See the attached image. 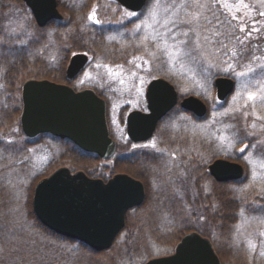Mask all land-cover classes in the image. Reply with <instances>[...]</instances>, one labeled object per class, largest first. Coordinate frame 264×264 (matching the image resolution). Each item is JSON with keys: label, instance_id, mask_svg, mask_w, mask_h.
<instances>
[{"label": "rangeland", "instance_id": "374dc122", "mask_svg": "<svg viewBox=\"0 0 264 264\" xmlns=\"http://www.w3.org/2000/svg\"><path fill=\"white\" fill-rule=\"evenodd\" d=\"M65 1H68L67 10L73 12L75 18L73 22L76 20L77 24L80 23L83 27L82 31H85L83 34L81 33L83 35L81 42H72L69 33L67 49L60 48L58 43L52 46L51 41L55 39L54 33L58 23L48 26V29H36L33 27V20H31L32 17L28 9L14 10V14L7 20L6 30L8 34L27 39L19 40L27 45L30 51V58H27L30 65L43 61L52 69L59 68L64 62L66 54L70 56L72 52H75L76 46L86 45L91 52L90 61L79 76L73 80V84L77 88L91 87L101 91L108 100V124L111 134L121 145L128 144V151L138 148L159 154L161 167L173 166L171 169L174 170V173L168 171L166 174L168 178H173V180H170L171 182L163 181V178L159 177V180L154 179V181L149 182V195L145 202L147 205L149 204L148 208L155 207L156 211L154 209H145L146 218H144V222L149 217L156 221L155 226L147 223L141 229L138 227L140 238L132 245L135 255L130 258L129 256H123L122 253L117 254V252H121L120 243L122 240L112 252L89 251V249H85L79 243L66 241L63 236L46 232L37 225L29 212L28 202L30 195L34 192L36 183L42 177L48 175L60 165H68L72 170L79 168V166L73 164L74 160L78 158L75 155L76 151L67 141L53 138L50 135L29 139L25 135L17 136L11 133L8 141L0 146V260L2 255L6 253L9 257L15 258L10 248L17 246L20 240L30 243V247L32 245L35 247L34 249L38 251L37 253L41 254V264H44V261L47 264L49 260H52L51 264H55V260L66 262V264H144L149 257L174 252L177 243L180 241L174 247L169 245L176 240V237L174 239V236H171V240L169 236L176 228V224H173L174 215L171 216L169 211L163 212L160 206H156L153 201L159 200V194L162 200L165 197H169L168 194L172 191L173 184L175 185L174 177L180 174L183 177L185 176V167L178 164L175 165L174 159L175 157L179 159L180 155L183 154L186 157V161H190L188 165L192 162L191 159L199 161L200 158H205L204 162L209 164L214 158L219 156L231 158H239L241 156V160H243L247 168L245 180L235 186L230 185L228 191L236 193V189L243 188L248 184L253 185V187L246 192H238L239 195L235 196V200L232 199L231 203H226L231 219L227 221L228 218L225 220L223 216L222 234L218 237V240L215 241L213 239L214 242L212 238H209L218 253L220 252L223 264H260L259 260L263 261L264 264V256H261V253L264 252V236L260 235L261 232H264V224L259 223L260 219L264 218V192L261 191L264 188V168L260 166L261 162L264 161V155L255 154L254 148H252L251 150H246L244 156H242V153L238 150L243 147V143H246L249 145L254 144L256 145L255 148L259 147L263 149L261 151H264V144L260 143L261 140H264V129L261 128L264 121L256 120L252 115L251 102H249L248 107L241 108V111L230 112L227 116L219 115L234 106L232 98L239 88L240 80L231 74L226 75L213 69V74L209 77L211 82L210 95L212 97L209 99L203 93L197 95L200 89L195 87L191 79L180 75H171L162 54L157 52V58L153 59L150 57L144 47L138 46V44L143 35L146 32L150 33L151 29L141 28L140 31H137L136 25L140 24L144 19V16L139 14H147V9L151 7L152 0L147 1L142 11L136 12L137 16L128 18H122L123 12L130 10L113 0H61V2ZM165 2L173 4V0H165ZM181 2L182 0H175L177 5ZM200 2L208 4V10L205 14L214 23L217 20L223 22L222 24H216V30L222 33V36L218 39H222L228 45V50L233 48L236 50L237 57L234 58V62L237 71L244 70V65L251 64V66L256 67L264 62V15H261V13H264V0H200ZM225 4L228 6L225 7ZM93 7L97 9V18L102 21L101 24H96L87 18ZM185 10L188 12L199 11L197 8L186 6V9H180L178 13L181 18L184 17ZM173 11H175V5L173 6ZM169 15H171V12ZM168 27L175 31L180 26L177 24L169 25ZM23 34H26V36ZM108 37H115V39L109 40ZM38 39L41 40V43L35 45L34 41ZM240 41H244V43L241 44ZM147 47L151 51H157L156 44L152 41L148 42ZM134 57L140 59L133 60ZM253 57H259L260 59L254 60ZM68 60L69 58L67 62ZM144 60L149 61V64H144ZM97 64H106L114 72L120 71L117 68L120 65L123 67V71L119 77L111 78L108 71L103 66L97 68ZM86 72L90 73L92 78L80 83L84 79V73ZM132 73H136L137 77H142L145 81H150V79L157 76L170 79L182 96L194 94L203 98L209 105V113L205 118H197L187 111H171L165 119L159 122L157 131L152 138L139 143L129 144V136L126 131L127 113L132 109L146 108V103L136 95L139 80L133 77ZM217 76H229L236 81L233 92L225 101H220L217 98L214 85ZM121 79L124 80L123 84L120 83ZM146 86L147 83L144 85L145 90ZM182 88H189L192 91L185 94L181 92ZM238 103L242 106L244 99L241 98ZM255 111L257 114L264 116V107L259 102L256 103ZM244 112L249 113V115L245 117L243 115ZM213 113L217 115L215 123L211 124ZM182 117H188V119H182ZM253 122L257 124L256 129L250 127ZM205 124H210L208 131L210 133L214 132L215 135L221 134L216 129L224 128L225 125L233 126L226 129L228 135L234 132L237 133L235 147L230 150L225 148L224 150L229 154L226 155L221 152L217 140L200 135L198 130L196 134L193 133L195 126ZM248 132L254 134L249 136L247 135ZM241 139L243 143H240ZM153 142H155L156 148L145 147ZM133 145H136V147H133ZM32 149H35V151H30ZM209 149L211 151L207 154ZM246 155L252 160L251 164L244 159ZM163 158L165 161L162 160ZM104 164L108 166V160H105ZM161 167L159 168L161 169ZM253 170L257 173L255 180L252 178ZM198 175L201 176L203 174L199 172ZM203 182L201 186L202 188L204 187L203 189L207 195L212 189L210 187L211 181L206 182L203 178ZM257 196L263 199H257ZM173 200L177 201L174 198ZM174 205L176 207L180 206L179 203H174ZM161 207L163 206L161 205ZM159 210H161V213ZM189 211H191V208H188L190 215ZM180 215L179 213L177 217ZM136 216L133 215L132 217L136 218ZM203 220L200 219L199 221L196 218H192L185 221V225L197 226L198 223H204ZM240 225L242 227L237 232V226ZM137 233L135 237L138 236ZM161 235H166V237L164 238ZM159 236H161L160 239ZM249 239L256 245L255 250L249 247ZM243 246L245 248V256L242 253ZM239 249L243 255L239 253ZM163 251L165 252L163 253ZM149 253L150 255H148ZM19 261V259L15 258L11 264H19Z\"/></svg>", "mask_w": 264, "mask_h": 264}, {"label": "water", "instance_id": "95a60500", "mask_svg": "<svg viewBox=\"0 0 264 264\" xmlns=\"http://www.w3.org/2000/svg\"><path fill=\"white\" fill-rule=\"evenodd\" d=\"M33 9L39 25L54 17H61L56 0H26ZM132 10H140L147 0H118ZM71 56L67 75L78 74L89 60L86 52ZM151 79L153 84L164 83L167 89L156 104L147 102L148 110L133 109L127 114V133L134 141L149 139L158 122L179 102V94L172 82L162 76ZM217 97L225 100L233 91L235 80L228 76L215 79ZM159 95V94H158ZM22 128L28 136L51 132L68 137L83 149L110 158L117 147L110 136L106 117V101L93 89L75 91L71 86L50 79H28L23 84ZM189 101H197L195 105ZM180 105L198 117L207 113V104L190 94ZM227 168L218 167L219 161ZM218 180L238 179L244 167L237 161L217 158L209 165ZM146 199L143 181L126 172L114 174L107 180L91 177L83 170L72 171L62 165L41 178L34 187L33 211L48 229L64 237L81 241L96 251L112 246L126 224L128 210L140 206ZM145 264H222L211 239L197 230L186 232L174 252L149 258Z\"/></svg>", "mask_w": 264, "mask_h": 264}, {"label": "trees", "instance_id": "16d2710c", "mask_svg": "<svg viewBox=\"0 0 264 264\" xmlns=\"http://www.w3.org/2000/svg\"><path fill=\"white\" fill-rule=\"evenodd\" d=\"M82 30L83 27L80 29V33L83 34L85 31ZM82 34H80V36L78 37L79 41L83 39ZM88 36L90 37V35ZM38 43H41L40 39L34 41L35 45H38ZM4 45L5 48L0 51V146L2 143L8 141V137L11 133L16 134L17 136L24 135L20 125V116L23 107L21 96L22 83L30 77L50 78L56 80V78H53L54 73L48 69L46 62L42 61L32 63L31 65L29 64L27 58H30V51L28 50L27 45L21 43L20 40H16L14 42H7V44L5 43ZM86 48V45L80 46V49L82 50ZM97 92L100 95H103L101 91ZM178 110L182 111L181 108L176 109V111ZM71 145L73 148H75L74 144ZM128 150V144L120 145L116 154L110 160H108V166L104 164L105 159H102L101 157L93 153L85 152L83 150L76 151L75 155L78 158L74 160L73 164L75 166H79V168L77 169H82L91 176H97L104 179H108L109 177L113 176L115 173L118 172H127L129 174H132L133 176L141 178L146 185H148L150 181H154V179L159 180V177L163 178V181H170L167 175L162 176L160 173L161 169L159 168V154L138 148H133L130 151ZM180 158H177L175 162L178 163L179 166L185 167V176L183 177V175L180 174L179 176L174 177V190H177L179 195V197H177L176 199L177 201H174L173 199L168 197L162 200L161 202H159V200L157 199L153 201L156 203V206H160V209L163 210V212L169 211V214L171 216L174 215L173 224H176V228L169 234V236L171 240V236H174V239L176 237V240L174 241V243L171 242V244L169 245L174 247L176 243L180 240V238L184 235V233L190 230H198L203 235L209 236L210 238H212V240L214 239L216 241L218 240V237L222 234V224H224V219L227 220L228 218L227 221L231 219L229 217V214L227 215L226 213L227 216L224 214V208L226 206V203H231L232 199L235 200L236 194L233 192H229L227 198L224 197L221 191L222 188L220 184L212 181V184H210V187L212 188L211 192H208L207 195L205 193L203 194L204 189L199 183L201 176H199L198 173L201 169H204L202 167L204 159L200 158L199 161L196 159H191L192 162L188 165L190 161H186V157L183 156V154L180 155ZM170 171L173 172L174 170L170 168ZM164 172L166 171L164 170ZM171 180H173V178H171ZM195 184L197 185L195 186ZM193 188L194 190L197 188L195 194H193L192 192ZM32 196L33 193L30 195V200L28 202L31 217L43 230L49 232L52 235H56L54 232L50 231L48 228L43 226L36 218L32 209ZM160 203L163 207H161ZM174 203H179L180 208L176 207ZM148 206L149 204L147 205V203L145 202L142 206L131 209L128 212L125 229L115 241L114 245L110 249L104 250L105 252L107 251L109 253L114 251L117 247L116 245L119 244V242L122 240L120 243L121 252H117V254L122 253L123 256H129L130 258L131 256L136 254L134 253L135 251H133L132 249V245L140 238L139 228L141 229L142 226L147 223H150L155 226L156 220L153 218L149 217L144 222V218H146L145 209H154L156 211L155 207L148 208ZM188 208H191V211H189L190 215L188 213ZM161 210H159L160 213ZM227 212L230 213V211ZM179 213L181 215L177 217ZM133 215H137L136 218H133ZM223 216L225 217L224 219L222 218ZM201 217H204V223H198L197 226L185 225V221L191 220L192 218H196L200 221ZM170 223L172 224V222ZM136 233L138 234V236H136L137 238L135 237ZM161 236H163L164 238L166 237V235ZM161 236H159V239ZM63 239H66V241L79 243L85 249H89V251L93 250L87 244H84L77 240H72L64 237ZM30 246V243H25L24 241L20 240L17 246H13L10 248L15 258L20 260L19 264H22L23 262H25L24 264H41V254L37 253L38 251L34 249L35 247L33 245L32 247ZM94 251L95 250H93V252ZM165 251H163V253ZM6 254L2 255L0 264L13 263V260L15 258L11 256L9 257V255ZM218 254L220 255V252ZM148 255H150V253ZM51 262L52 260H49L47 264H51ZM44 264H46L45 261ZM55 264H66V262L55 260Z\"/></svg>", "mask_w": 264, "mask_h": 264}, {"label": "snow or ice", "instance_id": "6c2138e0", "mask_svg": "<svg viewBox=\"0 0 264 264\" xmlns=\"http://www.w3.org/2000/svg\"><path fill=\"white\" fill-rule=\"evenodd\" d=\"M175 5V11H173V6ZM186 6H190L192 8H197L199 11L196 12H188L185 10L184 17L181 18L179 16L180 9H186ZM225 7L228 5L225 4ZM208 10L207 3H201L200 0H182L180 4H175V0H173V4H167L165 0H152L151 7L147 9V14L140 13L139 15H143L144 19L140 24L136 25L137 31H140L141 28L151 29L150 33H145L143 37L140 39L138 46H143L145 51L148 53L150 57L153 59L157 58V52L162 54L165 58V63L167 64L171 75L176 76H184L191 79L195 85L200 89V92L206 98L211 99L210 88L211 82L209 77L212 76V70L215 69L224 74H231L240 80V85L236 94L233 96V107L225 111L224 113H220V116H227L230 112L235 113L241 111V108H246L249 106V102H251V106L253 108L252 115L256 118V120L264 121V116L257 114L255 111L256 103L259 102L262 107H264V62L258 64L256 67L251 66V64L244 65L242 71H237L236 64L234 62V58L237 57V52L233 48L228 50V45L223 42L222 39H218L222 36L220 31L216 30V24H222L223 22L216 21L213 22L205 12ZM171 12V15L169 13ZM138 14L134 11L123 12L122 18H128L137 16ZM264 15V13H261ZM89 20H92L96 24H101L102 21L97 18V9L93 7L88 17ZM179 25L178 30H173L169 28V25ZM109 40H114L115 37H108ZM238 39V38H237ZM149 41H152L156 44L157 51H151L148 49L147 44ZM241 44L244 41H240ZM71 55L76 56L78 53L72 52ZM55 59V57H53ZM140 59L138 57H134L133 60ZM254 60L260 59L259 57H253ZM144 64H149V61L144 60ZM104 67L111 78H117L121 75L123 71V67L118 65L117 68L120 71H113L111 67L108 65L97 64L96 67ZM133 77L139 80V87L136 88L137 97L141 98V100L145 103L151 102V104H156L158 99L163 97L164 90L167 89V85L160 82L152 85V88L148 93L145 92L144 85L146 83H150L151 81H145L142 77H137L136 73H132ZM200 77V78H198ZM90 73H84V79L80 81V83H84L85 80L91 79ZM243 78V79H241ZM153 79H156L153 77ZM120 83L123 84L124 80L121 79ZM135 87V85H134ZM254 89V90H253ZM192 91L189 88H182V93H189ZM159 94V95H158ZM243 98L244 104L239 105V100ZM197 101H189V104L195 105ZM139 106V102H138ZM145 111L148 109L145 108ZM216 113H213V120L211 124L215 123ZM243 115L247 117L249 113L244 112ZM182 119H188V117H182ZM210 124L205 125H197L193 129V133L196 134L197 130L199 134L202 136L211 137L219 142V147L221 152L224 154H229L225 152V148L232 149L235 147L237 140V133H232L228 135L226 129L232 128V125H225L224 128L216 129L217 132H220V135H215L214 132L210 133L208 131ZM250 127L252 129L257 128V124L253 122ZM261 128L264 129V124L261 125ZM254 133L248 132L247 135L251 136ZM240 143H243V140H240ZM261 144H264V140L260 141ZM256 145H249L243 143V147H240L238 150L241 153H244L249 148H255ZM136 147V145H133ZM145 147L156 148L155 142L150 145H146ZM30 151H35L32 149ZM250 164L252 160L249 159V156L244 157ZM218 167L227 168L228 162L225 160H221L217 164ZM261 168H264V161L260 164ZM252 178L255 180L257 178V173L255 170L252 171ZM253 185L248 184L243 188L236 189L238 192H246ZM264 192V188L261 189ZM204 219V217H201ZM259 223L264 224V218H261ZM242 225L237 226V232H239V228ZM260 235L264 236V232H261ZM249 247L255 250L256 245L252 243L249 239L248 241ZM261 256H264V252L261 253Z\"/></svg>", "mask_w": 264, "mask_h": 264}, {"label": "flooded vegetation", "instance_id": "af4514ba", "mask_svg": "<svg viewBox=\"0 0 264 264\" xmlns=\"http://www.w3.org/2000/svg\"><path fill=\"white\" fill-rule=\"evenodd\" d=\"M113 1H115V2H118L117 0H113ZM56 2H57V9H58V11H59V13L61 14V17H54V18H52V19H50L45 25H43V26H41V25H39L38 24V22H37V20H36V17H35V14H34V12H33V9L31 8V6L27 3V1L26 0H0V51H2L4 48H5V43L7 44V42H14V41H16V40H19V39H24V40H27V39H25V38H23V37H21V36H17V37H15V36H13V35H11V34H8V31L6 30V28H7V20L8 19H10L11 18V16L14 14V10L15 9H28L29 11L28 12H30V14H31V17H32V19L31 20H33V27H35V28H37V29H43V28H47L48 26L50 27V26H53V25H55V23H58V24H56V28H55V33H54V37H55V39L54 40H52L51 42H52V46H53V44H55V43H58V46H60V48L61 47H63V49H67V42H68V34L70 33V38L72 39L71 41L72 42H76L77 43V40L79 41V36H80V29L82 28V26H81V24L79 23V24H77V21L75 20L74 22H73V20L75 19L74 18V16H73V12H71V11H68L67 10V7H68V1H65V2H61V0H56ZM121 5V4H120ZM65 6V7H64ZM122 6V5H121ZM21 11V10H20ZM71 12V13H70ZM140 12V11H139ZM78 28H79V31H78ZM48 29V28H47ZM65 32H67V33H65ZM23 35H25L26 36V34H23ZM62 35H63V37H62ZM42 36V35H41ZM44 37V36H43ZM45 38V37H44ZM81 42V41H80ZM7 46V45H6ZM80 46L81 45H78V46H76V48H75V52L77 53V52H80V51H82V52H86L87 54H88V56L90 57L91 55H90V50L88 49V47L86 48V49H84V50H82V49H80ZM59 48V47H58ZM88 49V50H87ZM71 56L72 55H70V56H68V54H66V57L64 58L65 60H64V62L62 63V65L59 67V68H56V69H52V68H49L48 67V64H47V67H48V69L49 70H51V72H53L54 74V77L53 78H56V80L55 79H51V80H53V81H55V82H58V83H63V84H66V85H69V86H71L75 91H79V90H81V89H83V88H77L76 87V85H74L73 84V80L75 79V78H77L78 76H79V74L85 69V68H83L78 74H76L74 77H72V78H70V77H68V75H67V65H68V63H69V60H70V58H71ZM69 58V60H68V62H67V59ZM0 62H1V58H0ZM30 78H36V77H30ZM147 85H148V83H147ZM22 86H23V83H22ZM85 88H91V87H85ZM92 89H94L96 92L98 91L97 89H95V88H92ZM146 89H147V86H146ZM145 92H146V90H145ZM21 96H22V94H21ZM105 100H106V104L108 103V100H107V98H106V96L103 94V95H101ZM184 96H182V97H180V99H179V103L177 104V105H175L172 109H171V111H174V110H176L177 108L179 109V108H181V110L184 112V111H187V112H190L193 116H195V117H197V118H205L206 116H207V114L209 113V111H210V108H209V105H208V103H206V101H205V103L207 104V108H208V110H207V113L203 116V117H198L194 112H192V111H188V110H185L181 105H180V100L183 98ZM23 103V102H22ZM147 104V103H146ZM108 105V104H107ZM146 108H147V106H146ZM136 109H142V110H144L143 108H136ZM171 112H169L168 113V115L170 114ZM168 115H166L165 117H163L162 118V120L163 119H165ZM107 120H108V106H107ZM161 120V121H162ZM127 121V120H126ZM160 121V122H161ZM109 125V124H108ZM127 125V124H126ZM157 126H159V122H158V124H157ZM158 128V127H157ZM109 129H110V127H109ZM157 131V130H156ZM111 133V132H110ZM156 133V132H155ZM44 135H50L51 137H53V138H56V139H59V140H64V141H67L68 143H70V144H74V150L75 151H85V152H89V153H93L94 154V152H91V151H87V150H85V149H83L82 147H80L79 145H77L73 140H71L70 138H68V137H55V136H53L51 133H45ZM155 135V134H154ZM153 135V136H154ZM42 136V135H41ZM111 136L116 140V142H117V148H116V151H115V154H116V152H117V150H118V148H119V146L121 145L120 143H119V141L111 134ZM152 136V137H153ZM151 137V138H152ZM35 138V137H34ZM149 140V139H148ZM139 142H142V141H133L132 139H130L129 138V144H132V143H139ZM252 148H249V149H247V150H251ZM254 151H255V154H257V155H264V151H261V150H263L262 148H259V147H257V148H254L253 149ZM208 152H210L211 151V149H209V150H207ZM209 154V153H208ZM244 154H245V152L244 153H242L241 155L242 156H244ZM162 155V154H161ZM166 155V154H165ZM162 156H164V155H162ZM221 156H219V157H216V158H214L212 161H211V163L215 160V159H217V158H220ZM222 158H226V159H229V160H232V161H237V162H239L240 164H242L243 165V167H244V173H243V176L241 177V178H238V179H230V180H218V179H216L213 175H212V173H211V171H210V168H209V165L211 164V163H209V164H207V163H203V165H202V167L204 168V169H201L200 170V174H203L204 175V177H203V175H201V179H200V184L202 185L204 182H203V178H204V180L206 181V182H210V181H212V182H217V183H219L220 184V186H221V188H222V193H223V196L224 197H226L227 198V195L229 194V191H228V188H229V186L231 185V186H235V185H237L238 183H240V182H242L243 180H245V174H246V172H247V168H246V165L244 164V162H243V160H241L242 158H241V156L239 157V158H231V157H222ZM175 159V161L177 160V157H175L174 158ZM162 160H165L164 158L162 159ZM204 160H205V158H204ZM163 162V161H162ZM164 164V163H163ZM168 164V163H167ZM176 164H178V163H176L175 162V165ZM174 165V166H175ZM159 167H161V164H159ZM173 166H171V167H161V170H160V173H161V175L162 176H166V174L168 173V171H170V168H172ZM164 170L166 171V172H164ZM168 170V171H167ZM170 173V172H169ZM130 175H132V174H130ZM136 177V176H135ZM138 178V177H137ZM139 179H141V178H139ZM142 180V179H141ZM169 180H171L170 178H169ZM210 180V181H209ZM143 181V180H142ZM171 182V181H170ZM212 182H211V184H212ZM143 183H144V185H145V190H146V198L148 197V190H149V188H148V186H149V184L148 185H146L145 184V182L143 181ZM197 184H195V186H196ZM175 185L173 184V189H172V191L168 194V196L171 198V199H177V197H179V195L177 194V190H174L175 189V187H174ZM204 188V187H203ZM196 191H197V188L194 190V188H193V190H192V192H193V194H195L196 193ZM232 192V191H231ZM236 193V196H238L239 194H238V191H235ZM206 194V191H204L203 192V194ZM168 197V198H169ZM167 197H165V199H166ZM260 197L259 196H257V199H259ZM260 199H263V198H260ZM164 200V199H163ZM159 201H162V198H161V196H160V194H159ZM228 207L226 206L225 208H224V214L226 215V213H227V215H228ZM226 215V216H227ZM243 243H244V241H243ZM245 245V244H244ZM239 253H241L240 252V249H239ZM242 253H244V256H245V248H244V246L242 247ZM241 253V254H242ZM243 255V254H242ZM259 262H260V264H263V261H260L259 260ZM262 262V263H261Z\"/></svg>", "mask_w": 264, "mask_h": 264}]
</instances>
